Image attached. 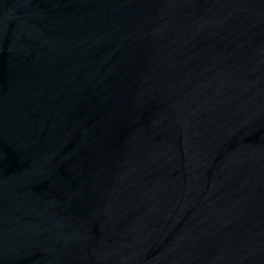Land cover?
Returning <instances> with one entry per match:
<instances>
[{"label":"water","instance_id":"95a60500","mask_svg":"<svg viewBox=\"0 0 264 264\" xmlns=\"http://www.w3.org/2000/svg\"><path fill=\"white\" fill-rule=\"evenodd\" d=\"M0 264H264V0H0Z\"/></svg>","mask_w":264,"mask_h":264}]
</instances>
